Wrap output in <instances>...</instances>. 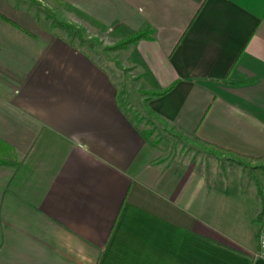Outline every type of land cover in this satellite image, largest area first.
Listing matches in <instances>:
<instances>
[{
  "label": "crops",
  "instance_id": "crops-1",
  "mask_svg": "<svg viewBox=\"0 0 264 264\" xmlns=\"http://www.w3.org/2000/svg\"><path fill=\"white\" fill-rule=\"evenodd\" d=\"M63 1L152 28L129 54L186 142L150 144L112 66L0 0V264H264V0Z\"/></svg>",
  "mask_w": 264,
  "mask_h": 264
},
{
  "label": "rangeland",
  "instance_id": "rangeland-1",
  "mask_svg": "<svg viewBox=\"0 0 264 264\" xmlns=\"http://www.w3.org/2000/svg\"><path fill=\"white\" fill-rule=\"evenodd\" d=\"M10 1L19 5L22 9L24 8L27 13L31 14L38 25L55 30L58 35L64 37L76 47H80L90 53L97 61L107 66H112V70L118 75L116 85L118 90V101L122 109L139 123L142 127L141 130H150L149 139L156 141L160 137H166L168 140H173L172 145L170 144L172 150L173 145H175V139L178 137L172 135L169 130L161 131L153 125V114L146 106V102L151 96L149 94L150 86L139 78L141 70H139L140 67L134 65V62L130 59V44L120 49H109L107 47L124 38V36L118 35L117 33H112V24L103 25L90 16L96 23L105 27L101 30L95 23L89 21L82 14L88 15L87 13L76 7V9L68 7L69 3L66 1H64L65 4L52 0ZM58 22L61 24H70L75 29H78L83 37V42L79 43V38L75 31L61 26ZM178 139H180L179 141H181L182 144L186 142L184 138ZM208 148L210 151L220 153L217 149L207 147V149ZM242 162L246 163L245 161ZM256 163L259 164V167L264 165V162Z\"/></svg>",
  "mask_w": 264,
  "mask_h": 264
},
{
  "label": "trees",
  "instance_id": "trees-1",
  "mask_svg": "<svg viewBox=\"0 0 264 264\" xmlns=\"http://www.w3.org/2000/svg\"><path fill=\"white\" fill-rule=\"evenodd\" d=\"M52 1L65 4V2L63 0H52ZM68 7H72L74 9H76L75 7H73L72 5H69V4H68ZM82 14L89 21L95 23L99 27V29L103 30L105 28L103 25H101V24L99 25L98 23H96L95 20L93 18H91L90 16H88V15H86L84 13H82ZM58 23L61 26L67 28V29L69 28V29H72L73 31H75L77 33L78 38H79V43L83 42V37L81 35V32L78 29H75L70 24H61L60 22H58ZM112 25H113L112 26V33H117L118 35L124 36V38L114 42L111 46H107L109 49L125 48L128 44L134 43L137 39H140V38H151L152 37L153 30L148 25H145V26H143L141 28H138V29H132V28L128 27L127 25L121 23V22H113ZM130 55H131L132 61L141 68V72L139 74V78L142 81H144L147 85L150 86V88H149L150 89L149 90V94L150 95H159V94H162V93H164L165 91H167L168 89L171 88V85H168V86H165V87H160L156 83V81L154 80L152 74L150 73L149 69L147 68L145 62L140 58L139 54L135 50H132ZM139 132L142 135V137L145 140H147L150 144H154L155 143V141L149 139L150 130H139ZM0 143L5 148L7 147V149H9V146L5 142L0 140ZM7 162H8L7 160H4L0 156V164L7 163ZM262 167H264V165H262Z\"/></svg>",
  "mask_w": 264,
  "mask_h": 264
},
{
  "label": "built area",
  "instance_id": "built-area-1",
  "mask_svg": "<svg viewBox=\"0 0 264 264\" xmlns=\"http://www.w3.org/2000/svg\"><path fill=\"white\" fill-rule=\"evenodd\" d=\"M257 249L254 252L256 257L264 259V211L258 215V229L256 233Z\"/></svg>",
  "mask_w": 264,
  "mask_h": 264
}]
</instances>
